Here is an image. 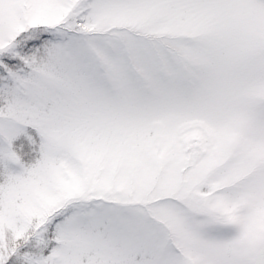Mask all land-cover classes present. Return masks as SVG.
Listing matches in <instances>:
<instances>
[{
	"label": "snow or ice",
	"instance_id": "6c2138e0",
	"mask_svg": "<svg viewBox=\"0 0 264 264\" xmlns=\"http://www.w3.org/2000/svg\"><path fill=\"white\" fill-rule=\"evenodd\" d=\"M0 264H264V0H0Z\"/></svg>",
	"mask_w": 264,
	"mask_h": 264
}]
</instances>
